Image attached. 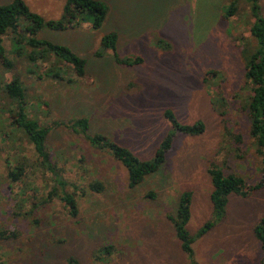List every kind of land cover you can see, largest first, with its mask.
<instances>
[{
	"label": "rangeland",
	"instance_id": "374dc122",
	"mask_svg": "<svg viewBox=\"0 0 264 264\" xmlns=\"http://www.w3.org/2000/svg\"><path fill=\"white\" fill-rule=\"evenodd\" d=\"M23 1L47 21L63 19L65 0ZM101 1L109 10L100 29L76 17L72 29L38 33L39 39L66 46L86 61L81 77L53 55L31 62L19 54L20 48L28 51L11 32L3 38L11 65L0 60V231L15 236L0 240V264H68L70 257L79 264H258L262 253L252 230L264 216V189L247 198L231 195L225 217H218L209 200L207 171L213 163L249 185L262 178L264 165L248 135L252 84L244 59L253 48L251 5L236 0L235 14L224 19V8L234 0ZM258 5L264 17V0ZM109 32L118 35L119 58L141 62H116L101 47ZM15 78L25 89L28 117L50 128L48 151L66 190L76 193V218L57 198L34 206L57 184L10 125L12 104L2 87ZM218 93L226 99L227 125L242 135L240 153L232 152L234 144L223 137L221 110L212 104ZM167 111L181 124L202 121L205 131L175 133L165 163L133 189L127 186L126 169L111 155L93 150L81 135L59 125L87 118L89 133L102 134L146 161L173 132ZM20 166L25 176L11 184L8 171ZM93 181L103 184L102 193L90 191ZM184 192L192 194L189 233L195 236L206 223L214 225L193 244L192 259L182 252L167 219ZM106 246L113 247L112 254L98 259Z\"/></svg>",
	"mask_w": 264,
	"mask_h": 264
},
{
	"label": "trees",
	"instance_id": "16d2710c",
	"mask_svg": "<svg viewBox=\"0 0 264 264\" xmlns=\"http://www.w3.org/2000/svg\"><path fill=\"white\" fill-rule=\"evenodd\" d=\"M251 5V15L254 22L251 24L249 33L252 41V52L248 55L245 62V76L252 84V95L250 97V105L248 107L247 116L249 118L248 135L255 145L254 152L262 159L264 165V17L261 15L258 0H248ZM236 0L229 6L224 8V19L235 14ZM109 7L101 0H65L64 15L62 21H47L42 16L32 12L23 0H12L8 4L0 3V60L6 67L11 63L7 60L5 49L3 46V38L8 33L13 34L14 41L26 46L27 53L23 54V48H20L19 54L25 56L29 61L36 62L45 60L48 55H53L58 62H65L72 67L76 76L81 77L85 73L86 61L73 53L68 47L53 44L49 41L39 39L38 33L43 29L67 30L76 27L74 19L83 18L91 21V27L98 30L102 27ZM222 17V18H223ZM21 34V35H18ZM18 35V36H16ZM26 36V37H25ZM18 37V38H17ZM118 35L115 32L105 34L101 39V47L111 52L116 62L121 65H134L140 63L139 58H119L117 54ZM19 51V48H18ZM100 53H97L98 56ZM214 75V72L211 75ZM58 75V74H57ZM5 98L11 101L12 107L9 111L10 125L15 132H18L32 146L36 155V164L51 174L57 186H55L46 197L42 198L35 207L50 203L53 198H57L63 203L68 216L76 218L78 215V204L75 199V192H68L67 183L61 178L60 171L53 162L48 147L47 138L50 128L41 125L39 122L28 117L26 112V94L25 89L18 79L7 82L2 87ZM217 100L212 103L214 108H220L219 116L224 120V133L229 142H232V152L240 153L242 148V135L227 125L228 121L225 116L228 114L227 107H223L226 102L225 97L218 93ZM236 95L234 96V99ZM224 108V109H223ZM165 117L171 123L173 132H169L162 139L157 147L154 156L150 160H140L127 148L108 140L102 134L89 133V120L87 118H78L69 121L63 125L71 132L81 135L93 150L106 152L111 155L114 160L119 162L127 172V186L133 189L141 184L146 177L157 172L165 163V158L170 151L175 133L188 136H199L205 131L202 121H197L192 125L179 123L173 113L167 111ZM8 134L3 136V140ZM208 174L211 180V191L209 200L213 213L218 217H225L226 207L231 195L247 198L255 192L264 189V169L262 178L255 184H248L247 181L234 173H225L223 168L217 164H210ZM25 176L24 167H15L8 171L7 178L10 183L22 181ZM89 189L93 193H102L104 186L100 181H93L89 184ZM192 194L184 192L177 201L176 211L167 219L171 223L173 231L180 242V248L190 259L194 258L193 244L201 238L206 232L213 228V223H206L205 226L192 236L187 226L191 218ZM253 234L257 238L262 253V258L258 264H264V216L261 217L253 227ZM14 233L6 234L0 231V240L14 237ZM113 247L106 246L99 250L96 257L102 258L104 254H112ZM68 264H79V262L70 257Z\"/></svg>",
	"mask_w": 264,
	"mask_h": 264
}]
</instances>
